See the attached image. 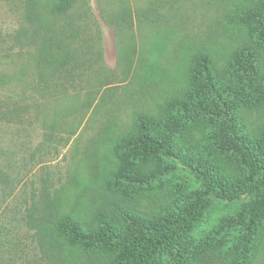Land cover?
I'll return each mask as SVG.
<instances>
[{"label":"rangeland","instance_id":"obj_1","mask_svg":"<svg viewBox=\"0 0 264 264\" xmlns=\"http://www.w3.org/2000/svg\"><path fill=\"white\" fill-rule=\"evenodd\" d=\"M62 1L0 0V74L19 78L1 88L22 94L0 92V115L10 101L21 109L0 116V264L105 262L106 254L40 230L44 217L95 227L99 215L164 205L173 182L137 195L112 186L117 143L139 119L167 114L193 55L223 69L249 44L245 29L228 22L242 0H72L59 13ZM40 74L55 90L25 92ZM263 120L253 113L247 126ZM209 259L228 264L218 252ZM251 264H264V245Z\"/></svg>","mask_w":264,"mask_h":264},{"label":"trees","instance_id":"obj_2","mask_svg":"<svg viewBox=\"0 0 264 264\" xmlns=\"http://www.w3.org/2000/svg\"><path fill=\"white\" fill-rule=\"evenodd\" d=\"M70 1L63 0L56 10L62 13ZM242 1L233 3L228 22L245 29V49L235 51L223 69L212 56L193 55L184 90L167 105V114L139 119L116 145L120 165L110 178L112 186L137 195L173 182L164 205L147 214L99 215L95 227L69 215L45 216L40 230L48 229L69 248L106 254L99 264H209L210 253L216 252L228 264H251L259 255L264 245V120L252 130L247 125L253 113L264 118V0ZM13 81L19 78L0 74V92L9 99L22 95L1 88ZM38 81L42 84L41 74ZM41 84L34 88L28 81L25 92L45 96L55 90ZM19 108L7 102L0 116L11 117ZM146 165L151 169L144 172Z\"/></svg>","mask_w":264,"mask_h":264}]
</instances>
